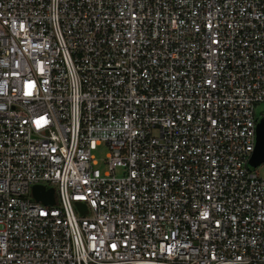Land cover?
Wrapping results in <instances>:
<instances>
[{"label": "built area", "instance_id": "obj_1", "mask_svg": "<svg viewBox=\"0 0 264 264\" xmlns=\"http://www.w3.org/2000/svg\"><path fill=\"white\" fill-rule=\"evenodd\" d=\"M262 100L264 0H0V264H264Z\"/></svg>", "mask_w": 264, "mask_h": 264}, {"label": "water", "instance_id": "obj_2", "mask_svg": "<svg viewBox=\"0 0 264 264\" xmlns=\"http://www.w3.org/2000/svg\"><path fill=\"white\" fill-rule=\"evenodd\" d=\"M264 161V117L258 118L256 122V143L250 156L249 163L256 166ZM33 197L44 203L55 201L54 188L45 187L43 184H34L31 189Z\"/></svg>", "mask_w": 264, "mask_h": 264}, {"label": "rangeland", "instance_id": "obj_3", "mask_svg": "<svg viewBox=\"0 0 264 264\" xmlns=\"http://www.w3.org/2000/svg\"><path fill=\"white\" fill-rule=\"evenodd\" d=\"M254 110H255V115L257 118L264 117V100L258 101L257 103H255ZM106 150H107V147L104 144L98 145L93 150L98 160L97 166H101V159L104 157ZM251 168L255 169L259 174L263 175L264 174V161L259 163L256 166L251 165Z\"/></svg>", "mask_w": 264, "mask_h": 264}]
</instances>
